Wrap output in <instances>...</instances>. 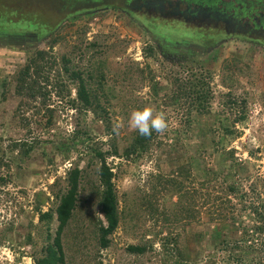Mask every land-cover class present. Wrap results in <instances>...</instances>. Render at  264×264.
I'll list each match as a JSON object with an SVG mask.
<instances>
[{
	"label": "rangeland",
	"instance_id": "1",
	"mask_svg": "<svg viewBox=\"0 0 264 264\" xmlns=\"http://www.w3.org/2000/svg\"><path fill=\"white\" fill-rule=\"evenodd\" d=\"M124 2L0 0V264H34L33 256L42 253L45 227L38 220L37 205L42 210L52 205L51 184L56 178L62 180L74 161L87 166L88 180H95L87 148L80 143L70 148L61 144L89 134L88 141L100 143L103 149L112 138L121 152L133 130L129 116L136 108L164 112L168 126L155 132L142 157L107 156L118 198V226L109 245L100 248L92 232L79 226L81 221L72 222L63 236L66 264H177V233L180 245L191 253L188 264H207L208 250L213 248L210 239L223 227L211 222L203 210L188 225L177 224V191L171 190L177 187L179 164H190V181L199 186L198 178L207 167L212 171L228 166L226 152L232 149L248 172L246 184L255 181L264 198V35H224L226 39L215 40L207 51L177 61L158 54L146 32L113 7ZM105 5L109 8H100ZM23 18L35 25L23 27ZM157 29L171 34L185 31L183 26L165 24ZM218 29L204 26L200 31L215 35ZM21 32L36 34L37 39L19 34L15 42H6L5 34ZM37 46L59 63L65 55L69 65L82 72L97 97L94 104L103 110L72 104L74 86H68L66 73L56 76L58 64L37 77L43 95L18 96L12 75ZM191 73L205 75L211 99L208 112L189 124L196 110L179 84ZM243 113V119H236ZM224 124L233 125L237 133H223ZM22 142L32 145L27 155L19 152L20 146L13 147ZM205 147L207 153H200ZM84 196L89 199L76 218L92 228V220L102 215L94 188L85 186ZM56 226L53 220L51 232ZM128 244L145 250L129 252Z\"/></svg>",
	"mask_w": 264,
	"mask_h": 264
},
{
	"label": "trees",
	"instance_id": "2",
	"mask_svg": "<svg viewBox=\"0 0 264 264\" xmlns=\"http://www.w3.org/2000/svg\"><path fill=\"white\" fill-rule=\"evenodd\" d=\"M23 20H25L22 21L23 27L32 28L35 25L29 18H23ZM2 21H5V18ZM19 34H24V38L29 37L30 40H33L30 33H7L5 34L6 42H15L20 38ZM146 49L148 54L152 53L151 48ZM59 60L60 63L47 49L34 47L12 75L16 94L23 95L24 98L43 95L37 77L42 76L41 73L52 70L58 64V68H55L56 76L60 77L61 73H66L68 86H74L75 96L70 98L72 104L75 105L76 101L81 108H92L93 111H97L95 109L97 106L100 107L99 110H103L99 104H94L97 97L88 87L82 72L69 65L70 60L65 55H62ZM87 76L88 78L92 77L91 74ZM204 78L205 75L202 73H199L198 76L191 73L187 80L180 81L182 83L179 84L181 94L188 93L190 95L196 110L193 119L189 118V124L194 121L196 116L208 112L207 103L211 99V91ZM67 89L70 92V89ZM96 115L100 116L98 113ZM243 118L244 113L236 119ZM222 132L231 135L237 133L233 125L226 124L222 126ZM88 135L83 139L72 136L61 146L70 148L76 147L75 145L78 143L84 145L94 164L95 180H88L87 166H79V162L74 161L66 169L62 180L59 181L56 178L53 181L51 184L52 205L46 210H42L37 205L38 220L45 227V243L42 253L33 256L34 264H66L63 236L70 224L76 220L81 221L79 226H86L85 229L92 232L98 247L105 248L109 245L110 235L119 223V209L113 181L114 174L106 158L109 155L127 158L131 155L136 158L142 157L151 148L155 131L151 136L145 137L133 129L121 152L112 142V138L108 139V148L103 149L100 143L89 142ZM17 146H20L19 152L25 155L32 149V145H27L25 142L13 143V147L17 148ZM206 150L207 147L203 149V152H199L207 153ZM225 159L228 166L224 165V169L211 171L207 167L206 172L198 178L200 179L199 186H193V181H190L193 177H191L189 163H187L188 165L186 163L177 165V187L171 190L175 193L177 191V224L188 225L198 219L202 210L211 222L222 224L223 231L214 232L216 236L214 235L210 239L213 248L212 252L208 250L211 258L208 259L207 264H264V239L261 243V240L259 241L261 236L264 237V198L261 195V190L258 192L255 189L257 187L255 181L249 180L246 184L245 179L248 177V172L242 168L241 162L236 160L232 149L226 152ZM232 171L233 173H231ZM188 182H191L190 186L187 184ZM89 185L94 188L98 209L102 215V218L96 217L92 220V228H89L87 223L82 225L83 218H76L80 206L89 199V196H84L85 186L89 187ZM197 199L201 200L198 204ZM53 220L57 221V226L55 231L51 232ZM178 237L177 233V264H188L192 259L191 253L186 248L183 249ZM126 248L133 253H141L145 250L143 246L137 244H128ZM257 252H260L259 255H256Z\"/></svg>",
	"mask_w": 264,
	"mask_h": 264
},
{
	"label": "flooded vegetation",
	"instance_id": "3",
	"mask_svg": "<svg viewBox=\"0 0 264 264\" xmlns=\"http://www.w3.org/2000/svg\"><path fill=\"white\" fill-rule=\"evenodd\" d=\"M113 7L146 32L158 54L177 61L207 51L217 43L215 40L226 39L224 35H264V0H125ZM160 24L183 26L185 31L161 33L157 29ZM204 26L220 29L213 35L200 31ZM31 35L37 39L36 34Z\"/></svg>",
	"mask_w": 264,
	"mask_h": 264
},
{
	"label": "clouds",
	"instance_id": "4",
	"mask_svg": "<svg viewBox=\"0 0 264 264\" xmlns=\"http://www.w3.org/2000/svg\"><path fill=\"white\" fill-rule=\"evenodd\" d=\"M129 123L141 136L149 137L152 132H163L168 124L164 112H156L151 107L134 109L129 116ZM118 125L116 128L118 129Z\"/></svg>",
	"mask_w": 264,
	"mask_h": 264
}]
</instances>
